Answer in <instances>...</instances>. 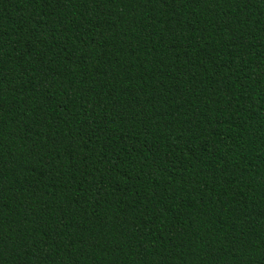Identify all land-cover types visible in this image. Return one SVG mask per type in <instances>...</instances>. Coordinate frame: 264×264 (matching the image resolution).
<instances>
[{
	"label": "trees",
	"instance_id": "1",
	"mask_svg": "<svg viewBox=\"0 0 264 264\" xmlns=\"http://www.w3.org/2000/svg\"><path fill=\"white\" fill-rule=\"evenodd\" d=\"M0 264H264V0H0Z\"/></svg>",
	"mask_w": 264,
	"mask_h": 264
}]
</instances>
